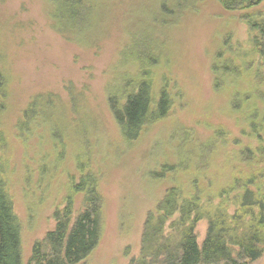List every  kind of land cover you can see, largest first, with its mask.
Returning <instances> with one entry per match:
<instances>
[{
	"label": "rangeland",
	"instance_id": "rangeland-1",
	"mask_svg": "<svg viewBox=\"0 0 264 264\" xmlns=\"http://www.w3.org/2000/svg\"><path fill=\"white\" fill-rule=\"evenodd\" d=\"M172 1L107 0L101 10L106 19L101 40L87 49L51 27L45 0H0V92L6 101V106L0 105V170L21 223L23 264H28L34 243L55 228L54 211L64 207L69 194L74 217L82 210L83 192L71 189L89 173L103 200V233L95 250L79 264H129L137 258L146 215L172 182L152 173L161 170L155 162L166 158L175 163L177 148L185 147L173 129L185 131L193 147H207L203 153L212 154L207 140L219 138L220 146L226 139L215 163L200 168L203 185L212 179L209 183L216 185V192L230 186L237 190L252 174L262 177L255 180L258 184L264 182V67L240 65L236 73L245 71L246 81L232 82V74L220 89L214 85L212 69L224 42L229 51L252 49L248 20L264 14V3L227 10L217 0L189 2L193 4L183 0L181 6ZM154 13L166 19L165 24L158 23V33L149 22ZM134 31L152 35L151 49L145 43L142 53L157 55L151 61L161 83L158 88L170 93L172 106L137 140L126 142L106 93L127 65L121 64L126 45L122 42ZM165 76L168 81L161 80ZM47 92L59 96V113L54 107V113L49 112L52 139H62L60 131L67 127L69 138L62 146L47 141L46 134L21 140L15 133L21 109L34 95ZM71 94L76 97L73 103ZM245 106L254 111L251 118ZM248 147L256 152L252 160L242 156L228 164L232 154L239 156ZM181 170L180 176H186L187 170ZM234 190L229 191L231 196ZM207 230L208 221H199L200 245ZM251 264H264V252Z\"/></svg>",
	"mask_w": 264,
	"mask_h": 264
},
{
	"label": "trees",
	"instance_id": "trees-1",
	"mask_svg": "<svg viewBox=\"0 0 264 264\" xmlns=\"http://www.w3.org/2000/svg\"><path fill=\"white\" fill-rule=\"evenodd\" d=\"M45 1L51 27L68 42L87 49L94 48L100 42L101 31H104L106 24L101 10L107 0ZM182 1L172 2L173 5L181 6ZM193 1L196 0H184V4ZM217 1L227 10L251 9L264 3V0ZM163 17V14L154 13L149 21L157 33L160 31L157 29L158 23L165 24L166 19ZM173 18L175 20L176 17ZM248 24L252 49L229 51L224 42L219 50L212 67L217 89L232 74V82L246 81L245 71L236 73L240 72V65L242 69L250 63L264 67V14L252 15ZM136 33H132L129 41L122 42L126 45L122 48L121 64L126 62L127 65L119 71L117 83L109 85L106 93L110 111L126 142L137 140L149 124L164 118L172 106L170 93L166 88H158L161 83L157 70H153L155 63L151 61L157 55L155 52L142 53L144 44L150 43L153 37ZM147 48L151 49V43ZM251 71L247 72L249 77ZM161 80L169 79L165 76ZM71 96L73 103L76 97ZM4 97L0 92V105L6 106ZM58 97L53 92L38 93L30 99L26 108L21 109L14 126L21 140L45 134L47 141L50 140L54 145L62 146L68 140L67 127H62L60 131L62 139L58 141L51 138L52 116L49 110L52 113L53 107L57 109ZM246 106L245 112L251 118L255 113L250 106ZM55 113L58 114L59 110ZM254 128H257V124ZM173 130L172 134L179 133V140L185 147L177 148V162L166 158L155 162L161 170L152 173L172 182L156 206L148 211L140 254L129 264H251L258 260L264 252V182L258 184L255 180L262 177L252 174L244 179L246 181L242 188L234 190L230 186L216 192V185L209 183L212 179L206 185L201 183L199 170L204 165L215 163L218 147H222L226 139H222L223 144L220 146L217 143L221 141L219 138L207 140L212 154L203 153L207 147H193L192 142L186 141L185 131L181 128ZM168 139L166 141L170 143ZM185 144L192 147H186ZM253 150L244 148L239 156L228 153L229 158L231 156L227 160L228 164L232 159L241 160L242 156L247 161L252 160L256 154ZM181 168L187 170L184 177L180 176ZM1 173L0 170V264H23L21 223ZM182 179H187L189 185ZM232 190L235 191L233 196L229 193ZM72 192H83L82 210L74 217V201L69 194L64 207L54 211L55 228L34 243L28 264H79L98 246L103 233V200L96 178L90 173L83 175L73 184ZM203 219L208 221V230L200 245L196 226Z\"/></svg>",
	"mask_w": 264,
	"mask_h": 264
}]
</instances>
